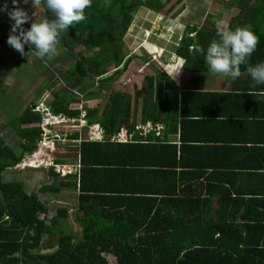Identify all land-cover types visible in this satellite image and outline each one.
<instances>
[{"label": "trees", "instance_id": "16d2710c", "mask_svg": "<svg viewBox=\"0 0 264 264\" xmlns=\"http://www.w3.org/2000/svg\"><path fill=\"white\" fill-rule=\"evenodd\" d=\"M174 0H92L86 8V19L69 26L61 33L59 41L66 52L72 57L79 46L90 51V54L73 62L62 72H59L62 87L52 92V100L48 103L53 115L63 114L69 118H78L81 109L73 107L79 102L75 99L76 90L80 95L91 97L95 95L92 88L98 90L111 88L117 77L125 72L131 62V57H125L124 35L133 23L137 11L141 7L154 12L164 13L166 7ZM38 2V0H37ZM238 12L230 19L226 29L250 25L259 37L256 50L248 59L247 64L264 59V0H228ZM5 0H0V4ZM42 14L37 22L45 17L54 18L52 12L43 6L39 0ZM177 13H173L175 17ZM211 16H205L203 24H186L181 34L176 36L173 54L183 60L182 69L191 72H208L203 55L195 51L199 46L206 50L213 39H218V26L213 23ZM237 20L236 23L234 21ZM30 23L23 25L25 29ZM225 29V30H226ZM173 36H171L172 38ZM24 55L18 53L13 66L18 67L21 62L34 54L28 45L24 46ZM4 59L0 57V67ZM247 66L242 64L240 70ZM113 69L109 73V70ZM88 79V83H84ZM143 86L133 93L122 90H110L104 106L84 107L87 124L98 123L105 133L111 136L120 129L133 134L131 142H116L109 139L87 140L79 132L68 135L70 140H81L75 143L79 161L78 183L83 192L89 191L90 185L85 181V175L92 172L93 165H103L104 157L112 156L116 145L120 149L132 146L137 142V132L134 130L135 114L140 103L141 122L152 124L161 123L162 139L168 133L176 131L174 109L169 111V104L175 103L178 86L171 76L164 70H158L152 75H145ZM102 90V89H101ZM174 101H171L173 100ZM41 114L33 111L30 105L12 120L5 124L17 139V148L8 145L0 136V264H107L105 254L114 255V264H174L181 255L196 248L212 246L217 242L215 234L230 237L241 234V227L236 223L235 215L244 212L249 207L260 205H246L238 203L232 198L230 191L215 186L203 194H186L176 197L174 188L166 191L170 194L168 213L160 212L156 204H150L143 213L140 221L127 216V220L111 222L105 213L98 214L86 207L88 197L78 196L81 236L79 241L71 235L60 234L56 247L49 252H42L43 241L51 234L52 224L65 212L59 210L55 216L48 217V207L40 200L39 195L45 193H59L62 188L75 187V181L58 179L51 166L49 173L51 181L41 184L36 191H28L21 181L3 180V172L16 166L25 155L33 153L43 136L40 126ZM86 129V127H84ZM148 133L147 141L160 140V136ZM162 141V140H161ZM155 149H168L175 156V145L155 144ZM142 151L141 153H143ZM55 163H58L56 161ZM61 163V161L59 162ZM89 165L88 170L86 166ZM83 166H85L83 168ZM68 175V179L72 176ZM66 175V176H67ZM65 177V176H64ZM168 180L175 184L176 178L169 173ZM218 197V208L213 211L212 201ZM107 205V204H105ZM254 208V210H255ZM109 212V211H107ZM116 214L125 212L113 211ZM216 212V219L213 213ZM59 214V216H58ZM183 214L188 216L184 219ZM55 218V219H53ZM53 219V220H52ZM250 220L259 223L257 218L247 216V211L241 214L240 222L245 228ZM49 222V223H48Z\"/></svg>", "mask_w": 264, "mask_h": 264}, {"label": "crops", "instance_id": "0c3cea01", "mask_svg": "<svg viewBox=\"0 0 264 264\" xmlns=\"http://www.w3.org/2000/svg\"><path fill=\"white\" fill-rule=\"evenodd\" d=\"M157 38L161 39L159 34ZM140 43L150 46L152 50L157 47L155 43H150L148 38ZM168 57L169 55L165 59L164 71L179 88L175 103L169 104V111L174 109L176 131L166 134L165 140L161 138L162 131L159 135L152 132L153 136H160V140L147 141L148 134L141 136L138 133L140 130H137L136 134L140 140L122 149L116 145L118 151H114L112 156L104 157L103 165L91 167L93 174L88 172L85 175L86 183L92 185L87 192L80 190L77 179L82 167L78 151L72 162H53L57 166L53 169L59 173L58 178L75 181L76 184L75 187L62 188L59 191L60 196L56 193H45L44 198L49 199L47 207L49 203H56L53 208L49 205L48 217L55 216L59 210L64 209V213L60 216L58 214V219L71 229L69 235L73 237L74 242L79 241L81 236V226L78 222L79 216L81 217L78 210L80 194L88 197L86 207L98 211V214L105 213V219L116 223L127 220V216L140 221L144 211L153 203L158 206L160 212L164 211L167 217V199L172 196L166 191L173 188L175 196L182 197L186 194L206 195L207 190L219 186L229 190L232 198L238 203L260 205L257 208L251 206L246 211L248 217L261 220L259 223L250 220L246 229L245 223L240 222L241 214L246 211L237 213L235 220L242 226L239 235L241 239L231 234L230 237L215 234V244L193 249L181 255L174 264H264V84L257 85L251 80L247 66L240 70V77L232 80L230 77L209 71L184 70L181 68L182 59L176 56ZM126 72L129 73L130 70ZM131 75L129 80L132 77L134 80L135 75ZM129 80L127 79V82ZM138 105L134 126L150 122H141L140 103ZM84 115V110L81 109L78 118L65 115L63 117L76 121L81 118L86 125ZM155 144L175 145V156L171 150L155 149ZM142 151L144 152L141 153ZM26 168L13 167L8 170ZM58 168L63 170L62 174L57 171ZM88 168L89 165L86 166L87 170ZM32 171L34 174H43V171ZM169 173L176 178L175 184L168 180ZM67 174L72 177L68 179ZM23 183L28 191H32L24 180ZM41 195L39 198L43 201ZM61 200L62 206H57ZM215 200L216 210L218 197H214L212 205ZM113 211L125 212L122 215ZM183 216L187 220L188 216ZM213 219H216V212L213 213ZM52 238L43 241L42 252H49L56 247L57 239L51 245L49 240ZM105 257L107 264L116 263L113 254L107 252Z\"/></svg>", "mask_w": 264, "mask_h": 264}, {"label": "rangeland", "instance_id": "374dc122", "mask_svg": "<svg viewBox=\"0 0 264 264\" xmlns=\"http://www.w3.org/2000/svg\"><path fill=\"white\" fill-rule=\"evenodd\" d=\"M6 2L8 10H11L14 7L11 0H6ZM17 6L28 12L30 16L29 22L37 20L42 14V8L37 0H33V3L32 0H29L27 4L19 3L18 0ZM237 12L238 9L229 4L228 0H174L166 7L164 13L161 12L159 14L145 7H141L137 11L134 21L129 26L127 33L124 35L123 52L125 57H131V62L127 68L130 72L127 73L125 71L121 76L117 77L111 88L102 87V90H98V86H94L92 88L95 93V95L92 96L93 99L80 95L78 90H76L74 96L79 102L75 107L84 109V107L99 105L101 109L105 104L109 91L112 89L122 90L128 93L135 92L143 86L144 82L142 79L145 75H150L158 70H164V63L166 65L165 59L167 55H169V57L171 56V58H175L173 55L174 43L177 41L175 37L181 34L186 24L201 25L203 24L205 16L208 15L212 17L213 23L218 26L217 28L220 32L226 29L228 22ZM173 13H177V15L175 14L176 16L173 17ZM236 22L237 20L234 21V23ZM11 23L12 21L9 19L6 12H0V57L4 59L0 67V136L8 145L17 148L16 137L5 124L14 119L26 105H30L33 109L36 105L35 109H37L40 107V105L37 106L38 104L44 103L47 107V105H49L48 103L53 98L52 92L63 85L59 72L65 70L73 62L72 60L74 57L81 59L90 54V51L79 46L75 49L73 53L74 57H72L64 50L58 40L57 54L54 57L42 60L35 54H29V57L25 59V61L21 62L18 67H15L13 66V62L19 52L6 43ZM180 25H183L182 29L179 27ZM144 29L153 31L148 40L150 43H155L157 47L161 46L160 48L156 47V49L152 50L150 46L147 47L140 43L142 38L141 34ZM157 34H159L161 39L157 38ZM171 36L173 37L171 38ZM111 71H113V69ZM139 71L141 72L139 73ZM131 74L135 75L134 80L132 79L133 77L129 80ZM127 79L129 80L128 82ZM88 82L87 79L84 83L86 84ZM50 127L49 137L55 139L54 135L58 136L54 142L51 143L53 144V148H44L43 155L47 154L49 157V159H47L49 161L44 165L45 167L40 166L38 169L27 167L24 170H5L2 174L4 181L16 180L23 182L24 180L32 191L37 190L36 188L40 184L50 182L51 175L49 169L51 166L48 167V165H50L49 163L58 160L69 163L72 162L73 158L76 156L77 149L75 143H77V141L68 139V135L79 132L82 137H86L90 126H85L84 120L80 118L77 121L64 120L61 123L51 124ZM84 127H86V129ZM40 155L42 156V152ZM53 168L56 169L55 167ZM32 170H35V172L43 171V174H34ZM62 173L63 170H60V174ZM9 174L11 175L9 176ZM56 194L60 196L59 193ZM45 196L46 194L41 195L46 204L49 202V199L44 198ZM62 204L63 201L59 202L57 206H62ZM49 205L53 208L56 206V203H49ZM49 205L48 208L50 207ZM58 220L56 223L52 224L51 234L47 236V239L53 237L49 240L51 241V245L60 234L68 235L71 230L62 223V220Z\"/></svg>", "mask_w": 264, "mask_h": 264}, {"label": "clouds", "instance_id": "9594fccd", "mask_svg": "<svg viewBox=\"0 0 264 264\" xmlns=\"http://www.w3.org/2000/svg\"><path fill=\"white\" fill-rule=\"evenodd\" d=\"M28 2L29 0H19L23 4ZM11 3L14 6L11 10H8L6 0L0 4V12H6L12 21L6 43L21 55L25 53L24 46L28 45L37 57L46 60L57 54L61 33L74 23L86 19L84 10L91 6L92 0H43V6L52 12L54 18L45 17L38 22L33 20L27 29L23 25L30 20L28 12L17 6L18 0H11ZM179 27L182 29L183 25ZM258 42L259 37L251 26L244 25L220 31L218 39H213L206 50L196 46L195 51L203 55L210 73L235 80L241 75L240 66L246 64L251 80L260 85L264 84V61L254 65L247 64Z\"/></svg>", "mask_w": 264, "mask_h": 264}, {"label": "built area", "instance_id": "2783aa9c", "mask_svg": "<svg viewBox=\"0 0 264 264\" xmlns=\"http://www.w3.org/2000/svg\"><path fill=\"white\" fill-rule=\"evenodd\" d=\"M156 29V28H153ZM153 31H149L147 29H144L142 31V36H143V40L141 42H144L147 38H149L152 35ZM158 35V34H157ZM37 109H34L33 111L38 112L41 114L42 118H41V122H40V126L42 127V131H43V136L41 141L38 143V148L37 150H35L33 153L31 154H27L23 157V159L16 165L14 166V168H24V167H40L43 166L45 167V163L48 162L49 157L48 155H43L44 152V148L47 149L48 148H53V143L54 140L57 138L58 135H54V138L49 137V131H50V126L51 124H57L60 123L64 120H69L68 118H64L62 115H53L51 112V109L49 107V105H47V107L45 106L46 104L41 103L38 104L37 106H39ZM41 109V110H40ZM70 121H75V120H70ZM89 132L87 133L86 137H84V139L87 140H97V141H101L103 139H109L112 141H116V142H131L133 141V134L134 132H127L126 130L123 132L117 131L116 133L112 134L111 136L105 135L103 128L98 124V123H93L91 125H89ZM163 126L161 123H156V124H152V123H145V124H136L134 126V130L135 132L137 130L139 135L141 136H146L149 132L153 131L156 135H159L161 133ZM81 140V138H78V140H74L79 142ZM73 141V140H72ZM42 152V156H39V159H34L36 154H41ZM33 159V160H31ZM50 165H48V167L52 166V167H57L55 164L53 163H49ZM57 171H60L59 168L57 169Z\"/></svg>", "mask_w": 264, "mask_h": 264}, {"label": "water", "instance_id": "95a60500", "mask_svg": "<svg viewBox=\"0 0 264 264\" xmlns=\"http://www.w3.org/2000/svg\"><path fill=\"white\" fill-rule=\"evenodd\" d=\"M63 116V115H62ZM216 207V200L213 202L212 208L215 210ZM215 218V217H214Z\"/></svg>", "mask_w": 264, "mask_h": 264}, {"label": "bare ground", "instance_id": "6f19581e", "mask_svg": "<svg viewBox=\"0 0 264 264\" xmlns=\"http://www.w3.org/2000/svg\"><path fill=\"white\" fill-rule=\"evenodd\" d=\"M39 156H40V154H38V155L36 154L34 159H39ZM31 160H33V159H31Z\"/></svg>", "mask_w": 264, "mask_h": 264}]
</instances>
